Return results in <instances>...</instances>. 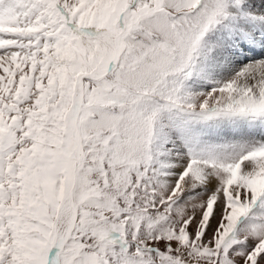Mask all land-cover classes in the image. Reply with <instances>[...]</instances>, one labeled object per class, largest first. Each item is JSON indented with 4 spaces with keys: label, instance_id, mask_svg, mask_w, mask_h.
<instances>
[{
    "label": "snow or ice",
    "instance_id": "snow-or-ice-1",
    "mask_svg": "<svg viewBox=\"0 0 264 264\" xmlns=\"http://www.w3.org/2000/svg\"><path fill=\"white\" fill-rule=\"evenodd\" d=\"M0 264H264V0H0Z\"/></svg>",
    "mask_w": 264,
    "mask_h": 264
}]
</instances>
